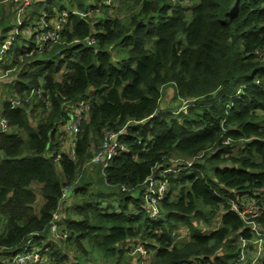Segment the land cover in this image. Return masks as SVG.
Wrapping results in <instances>:
<instances>
[{"label": "trees", "instance_id": "1", "mask_svg": "<svg viewBox=\"0 0 264 264\" xmlns=\"http://www.w3.org/2000/svg\"><path fill=\"white\" fill-rule=\"evenodd\" d=\"M65 1L33 0L29 8L31 20L43 11L70 13L63 44L26 57L31 49L19 45L27 42L20 36L0 61L2 74L13 70L1 81L10 86L15 79L10 93L44 91V101L1 104L12 130L0 133V257L18 254L32 234L46 239L62 189L73 183L74 205L64 213L70 238L49 242L56 264H89L94 252L123 264L129 243L144 245L153 264H234L238 235L250 234L231 202L264 206V59L255 53L264 50V0H191L190 7L181 0H122L132 13L126 23L104 0L98 1L105 14L92 19L72 11H94L97 4L72 0L66 9ZM15 9L0 4V46L16 26ZM90 37L97 46L87 45ZM114 48L126 57L117 58ZM168 86L184 110H160ZM88 92L93 101L74 163L61 153L57 128L68 117V103ZM130 121L120 134L129 152L114 157L105 172L95 165V176H82L103 132H118ZM202 154L169 177L162 216L151 219L142 191L137 198L136 192L152 171L172 156ZM95 184L105 187L95 190ZM183 234L187 240L177 243Z\"/></svg>", "mask_w": 264, "mask_h": 264}, {"label": "built area", "instance_id": "2", "mask_svg": "<svg viewBox=\"0 0 264 264\" xmlns=\"http://www.w3.org/2000/svg\"><path fill=\"white\" fill-rule=\"evenodd\" d=\"M105 4L110 7H116L122 3V0H104ZM0 4L5 6H16V20L17 27L14 29V33L10 35L8 39L4 41L0 46V61L7 55L11 46L15 42V39L22 36L27 41H30L28 48L29 52L26 57L32 55H40L50 51L54 46L63 44V33L68 25V16L70 13L65 10L62 13H57L54 16H50L47 12H42L37 20H31L29 17V8L33 4V0H0ZM99 8V6H98ZM97 8V9H98ZM88 10L78 13L72 11L74 14L80 15L82 18H89L93 14L97 15L99 12ZM27 23L28 25L20 30L19 27ZM76 43L79 41H75ZM88 46H97L95 37H90L86 40ZM256 55L264 59V50H257ZM13 70L4 71L1 75L2 78H9L10 73ZM29 98H37L39 101H44V91H31L28 93ZM16 98H10L9 101L12 107L20 106L22 102L19 95L14 94ZM92 92H88L85 97H81L75 102H71L67 108L69 114L62 123L58 126V140L61 143V153L67 154L68 158L72 162L77 160V146L78 139L82 132V124L89 119L91 105H92ZM5 99H7L5 97ZM30 99V100H31ZM25 100L24 102H27ZM133 124L132 121L128 122L124 128L118 132L107 131L103 132V141L101 145L91 152V157L86 166H100L101 170L105 172L106 168L110 166L114 157L129 152V149L125 144L120 141V134L126 132L128 125ZM12 130L8 120L2 115L0 110V133H9ZM230 144V140L225 142ZM203 157V154L195 158H176L174 156L167 159L163 166H156L151 175L145 180L142 185V196L144 199V208L147 213L152 215L155 219L162 216L160 210V203L166 197L167 192L170 189L169 177L171 175H178L183 170L191 168L198 160ZM61 155L58 156L59 161ZM74 184L66 185L62 189L61 207L52 214V219L48 226V234L46 239H38L40 233L32 234L25 242L23 249L14 256L0 257V264H47L51 262V255L46 256L51 252L49 242L53 240H67L70 238L69 231L66 230L64 225V212L62 205L66 202H70V193L73 190ZM145 188V189H144ZM123 190H127L122 187ZM230 210L236 214L244 223V228L249 232L250 238L246 239L243 235H238L236 244L239 247L238 256L235 259L234 264H262L264 259V227L261 224V220L264 218V206H261L254 200H244L240 203L232 201L230 204ZM220 226L219 218L215 220V225L212 227V231ZM55 239H54V238ZM129 250V248H127ZM139 255V264H152L150 262V252L144 247L139 245L134 249L135 253ZM133 255V254H132ZM49 257V258H48Z\"/></svg>", "mask_w": 264, "mask_h": 264}, {"label": "rangeland", "instance_id": "3", "mask_svg": "<svg viewBox=\"0 0 264 264\" xmlns=\"http://www.w3.org/2000/svg\"><path fill=\"white\" fill-rule=\"evenodd\" d=\"M71 1L72 0H66L65 1V7H66V9H70V3H71ZM190 1L191 0H181V2H184V6L185 7L192 6V3ZM85 2H86L87 5H89V4L96 5L97 4L99 6V8L97 9L96 12H102V14H105V10H102V7H101L102 3L99 2L98 0H85ZM48 6H49V2L48 1H45L44 2V7H48ZM127 7H128V4H123V3L118 4L116 7L110 6L109 13H111L114 16V18L116 17V18L125 19V23H126V22H128L130 20V18L132 16V13L128 10ZM136 12H137V10H136ZM91 19H92V17H91ZM14 24L16 25L14 27V29H15L17 27V20L16 21L14 20ZM12 33H14V32H12ZM19 37H17V38H19ZM17 38L15 39V41L17 40ZM21 38H23V37H21ZM16 42H18V41H16ZM16 42H15L14 45H16ZM29 44H30V41L23 42V43H19L20 46L25 47V48H27L29 46ZM114 55H116L117 58H119V57L124 58V57H126V52L125 51H121L119 48H114ZM263 68H264V66L262 67V69ZM1 75H2V72L0 71V108L2 106L1 104H2L3 101H7V99H10V98H16V96L13 93H10L11 86L14 84L15 79L12 82L9 83L10 86H5L4 83L3 84L1 83V81L4 80L1 77ZM9 77H11V74L9 75ZM28 95L29 94H25V95L19 96V97L21 98L22 102H24L25 100H28L27 102H29L31 98H29ZM5 97L7 99H5ZM33 99L36 102L39 101L35 97H33ZM177 99L178 98L175 96V88L172 87V86L165 87L163 89L162 98L160 100V105H159L160 110L170 109V110L177 111L181 107H182L181 108V110H182L184 108V105L185 104H184V102H181V101H179ZM17 100L18 99L16 98L15 101H17ZM22 102L20 103V105L23 104ZM33 115H30V117L33 118ZM20 134H22V133L20 132ZM238 151H239V149L238 148H235L234 152L237 153ZM174 157L180 158L177 155H175ZM101 173H102V171H101ZM81 174H82V176H88V177L95 176V174H96V168H95V166H90V165L89 166H86V168L82 170V173ZM175 176H177V175H175ZM34 187L35 188H38L37 185H35ZM104 187L105 186L103 184H95L94 185L95 190H100V189L103 190ZM142 190H143V188H141L138 192H136V198L138 196H140L139 193H141ZM37 193H38V190H37ZM37 195H38V199H37L38 201H37V204H35V207H36V210L38 211L39 208H40V206H41L42 199H41V196L39 194H37ZM74 199H75V197L70 202H66V203H64V205H62V209H63L64 213H65L66 210H68L69 208H71L74 205ZM147 215L151 219L156 220L149 213H147ZM2 226H3V223L0 221V229L2 228ZM211 228H212V223H211ZM211 228L209 229L210 232H211ZM202 230H204V229L202 228ZM187 238H188V236H185V234H183L182 239H178L177 243L181 242V240H185V239L187 240ZM52 242H54V241H52ZM124 247H125V258H124L123 264H136V262L134 263L133 261H134V258H138L139 257L138 256L139 254L137 252H135V253H133V252H134V249L137 248V245L129 243V244L125 245ZM127 248H129V250ZM52 250H53V246H52ZM48 254L49 253H47L46 256ZM49 257H50V254H49ZM89 258H90L89 264H92V263L93 264H116L115 262H113L111 260L103 259V257L101 256V254L98 253V252H94L93 254H90ZM153 258H154L153 257V253L150 252V262L152 264H153ZM67 262H69V260H67ZM138 263H139V261H138ZM47 264H56L54 256H52V261L49 262V263H47ZM71 264H84V263H82V261L81 262L79 261V263H77V259H76Z\"/></svg>", "mask_w": 264, "mask_h": 264}, {"label": "water", "instance_id": "4", "mask_svg": "<svg viewBox=\"0 0 264 264\" xmlns=\"http://www.w3.org/2000/svg\"><path fill=\"white\" fill-rule=\"evenodd\" d=\"M167 264H181V262L180 261H172V262H170V263H167Z\"/></svg>", "mask_w": 264, "mask_h": 264}, {"label": "crops", "instance_id": "5", "mask_svg": "<svg viewBox=\"0 0 264 264\" xmlns=\"http://www.w3.org/2000/svg\"><path fill=\"white\" fill-rule=\"evenodd\" d=\"M11 80H12V79H10V81H11ZM0 110H1V108H0ZM138 261H139V258H134V261H133V262H134V263L136 262V264H139Z\"/></svg>", "mask_w": 264, "mask_h": 264}, {"label": "clouds", "instance_id": "6", "mask_svg": "<svg viewBox=\"0 0 264 264\" xmlns=\"http://www.w3.org/2000/svg\"><path fill=\"white\" fill-rule=\"evenodd\" d=\"M184 109H185V106H184V108L182 110H184ZM51 261H52V257H51Z\"/></svg>", "mask_w": 264, "mask_h": 264}]
</instances>
